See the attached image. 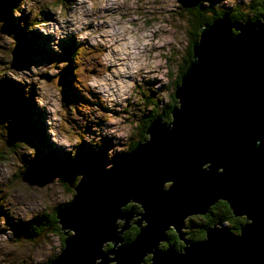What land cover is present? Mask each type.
Returning a JSON list of instances; mask_svg holds the SVG:
<instances>
[{
  "label": "water",
  "instance_id": "obj_1",
  "mask_svg": "<svg viewBox=\"0 0 264 264\" xmlns=\"http://www.w3.org/2000/svg\"><path fill=\"white\" fill-rule=\"evenodd\" d=\"M261 20L264 16L235 21L223 13L201 27L192 44V60L174 87L177 103L170 109V120L162 121V115L152 118L145 130L148 139L112 162L111 169L98 164L82 167L77 181L74 173L69 174L66 183L74 190V199L58 208L55 217L60 229L73 233L63 231L65 249L50 264H93L97 255L105 256L107 264L100 244L111 239L105 245L112 247L104 249L110 252L113 241L120 239L114 224L117 216L125 219L121 234L129 227L133 206L120 211L128 202L145 212L137 213L136 239L113 250L117 264H140L148 254L149 264H264ZM257 138L259 146L254 145ZM206 161L211 165L202 170ZM218 166H223L222 172H217ZM43 174L50 181V173ZM219 199L227 202L233 215L246 218L241 234H233L217 220L218 226L206 228L205 240H185L186 217L205 214ZM169 229L183 240L184 254L174 245L156 247L166 241Z\"/></svg>",
  "mask_w": 264,
  "mask_h": 264
},
{
  "label": "rangeland",
  "instance_id": "obj_2",
  "mask_svg": "<svg viewBox=\"0 0 264 264\" xmlns=\"http://www.w3.org/2000/svg\"><path fill=\"white\" fill-rule=\"evenodd\" d=\"M12 1L14 4L15 0ZM75 2L76 0H71V4H75ZM250 2H254V0H229V2L207 0V4L202 0H91L93 5L101 3L108 5L106 7L94 6L86 10V15L93 17L95 21L89 20L85 26L93 35L78 43L74 35L69 33L60 41L61 53L59 54L52 52L48 46V41L52 39L50 35L44 36L38 31L27 32L18 26L20 20H25L27 25L26 15L13 19L10 14L6 13L8 10L1 7L0 19L5 22L3 30L6 32H0V40L10 42L11 37L7 33L9 32L14 34L17 43L13 52V67L6 62L12 56V52L8 49H0V60L5 61L0 64V71L11 77H16L20 74L16 68L27 67L30 63L65 60V58L59 57L73 44L74 52L76 51L75 47L77 49L84 48L80 53L76 51L80 59L77 68L84 78L102 79L103 84H98L97 87L101 88L103 85L109 87L111 84L113 89L117 86L120 92L114 93V96L119 99L111 101V106H109L107 102L101 101L100 93L91 87L86 89L91 97L86 102L95 105V111L91 115L95 116L98 112L99 118L107 124L111 132L108 137H103V144L100 148L97 149L82 142L77 147L76 156L71 157L62 146L50 142L49 136L45 134L44 113L36 108L33 102L35 86L32 85L29 94L25 96L24 85L15 82L10 77L0 78V122L8 121L7 143H0V200L3 201L5 207L14 210L13 217H11L0 206V215H3L0 217V264H50L51 257L48 253L50 251L55 253L56 248L63 249L64 247L63 241L66 236L63 231L68 234L73 233L65 228L60 229V223H57L56 230L42 231L43 228H41L34 231L30 237L23 236L18 231L24 223H28L36 215L50 214L57 205L67 203L74 193L72 187L67 186L66 181V187H63L59 182L61 179L60 167L37 171L36 163L39 162V158L48 161L49 165L53 161L67 162L68 160L70 166L75 169L73 177L77 181V177L80 178V175H76L79 173L77 168L85 167L86 162L93 163L90 161L93 157H96L98 166L104 168V164L109 162L106 158V150L112 146V141L116 142L117 147L128 151L129 146L140 137V128L151 115L153 118L162 115V121L168 122L169 120L163 119L162 109L171 104L172 81L182 66L191 40L189 28L186 25V14L188 13L186 8L201 3L202 7L211 8L207 12L204 11L205 15L212 12L213 9L220 13L230 8L232 9L229 11L233 13L232 10H234L233 14H235L238 10L234 8L247 12ZM69 11L70 0H46V5L41 8L42 19L40 22L44 25L56 23L60 17L67 16ZM207 16L212 18L211 15ZM18 28L19 31L24 30L28 36L36 40V43L31 45L36 51H31V55L29 54L31 50L29 43L21 44L22 49L27 50L28 54L20 49V39L16 35ZM92 40H95V43H92ZM41 49L42 51H40ZM73 66H75L74 63H70L69 68L72 71ZM121 69L123 71H120ZM42 75L45 76L47 83V74ZM35 78L33 77V79ZM75 91L76 89L73 87V93ZM76 92L77 99L71 100L63 88L65 104L76 103L84 99L78 91ZM69 110L79 111L72 105L70 109H65L66 117ZM21 122H24L23 125L21 124L22 128ZM90 123L85 130L91 132ZM73 124H76V121L65 119L61 136L71 140L74 133ZM146 139H148L147 134ZM17 140H26L36 146L35 157L29 158L27 155L21 157L22 162L27 165L25 172L18 166L16 152L20 147L28 152L32 149L27 144L15 142ZM123 154H115L112 162ZM44 172L50 173V181L44 177ZM168 184L170 182L166 183V185ZM127 205H130L127 209L133 206L134 213L141 211L140 206L134 202L126 203L122 209H125ZM136 206H139V210L135 208ZM229 210L231 211L230 208ZM212 212H214L213 209ZM135 215L130 219L129 227L124 229L122 234L132 226H136L138 229L134 222L139 218V215ZM232 216L234 217L233 214ZM187 217L185 224H189L191 229L198 227L200 221L210 220V216H205V214H192ZM221 222L223 227L231 230L229 229L231 222L227 223L225 220ZM213 225L218 226L214 223L209 227ZM185 228H182V231L184 239L188 240ZM168 231L166 232L167 236ZM233 233H239V231ZM178 240L183 242L179 238ZM164 243L159 242V247H165ZM148 256L144 257L143 264H149V262H145Z\"/></svg>",
  "mask_w": 264,
  "mask_h": 264
},
{
  "label": "clouds",
  "instance_id": "obj_3",
  "mask_svg": "<svg viewBox=\"0 0 264 264\" xmlns=\"http://www.w3.org/2000/svg\"><path fill=\"white\" fill-rule=\"evenodd\" d=\"M202 2L207 4V0H202ZM225 2H229V0H225ZM45 5H46V0H15L14 5L10 9V15L13 19H18L21 16L26 15L28 20L27 25L25 26L24 21L20 20L18 26L20 28L25 29V31L27 32L38 31L40 34L44 36L50 35L52 39L48 41V46L52 50V52L57 54L61 53L60 41L63 38H65L69 33L74 35V38L78 43L84 40L86 37L91 38V36L93 35V33L87 30L85 26L89 23V20H93V22L95 21L93 17L86 15V10L91 9L94 6L95 7L108 6L103 3L99 5H93L91 3V0H76L75 4H71V0H70V11L68 12L67 16L60 17L58 19V22L56 23L44 25L40 21L42 19L41 8H43ZM260 22L264 23V20H261ZM4 23H5L4 20L0 19V32H6L3 30ZM108 31H111V29H108ZM7 33L11 37V40L10 42L7 40H0V49H8L12 52V56L8 58V60L6 61L12 66V62L14 59L13 52L17 42L14 34L9 32ZM91 42L95 43V40H92ZM72 61L75 65L73 68V74L75 79L72 81V86L84 98L83 100H79L76 103L65 104L63 98V85L59 82L60 72L62 69H64L67 66L69 62L68 60H52L47 63H30L28 64L27 67L16 68L20 73L18 76L11 77L7 75L5 72L0 71V78L10 77L15 82L24 85L25 96L29 94L31 90V86L32 85L35 86L33 102L35 104V107L40 109L44 113L43 125H44L45 134L49 136L50 142L55 143L57 146H62L65 152L69 154V156L75 157L77 147L82 142L84 143L86 142L98 149L103 144V137L105 136L108 137L109 133L111 132V130L108 129L107 124L102 119L99 118L98 112L96 113L95 116L91 115V113L95 111V105L88 104L86 102L89 99H91L90 94L86 89L91 87L96 92L100 93L101 101L107 102L109 106H111V101L117 100L119 99V97L111 95L105 88L97 87L98 84H103L102 79L98 80L96 77H91L88 79L84 78V76L77 68V65L80 64V59L76 51L72 55ZM2 63H5V61L0 60V64ZM121 71H123V69H121ZM42 74H47L48 77L47 83L45 82V76ZM33 77L36 78L33 79ZM72 105H74L75 108L78 109L79 111L77 112V111L69 110L68 116L66 117L65 109H70ZM65 119L76 121V124H73L74 133L71 140L61 136V131L64 127ZM89 122H91L90 123L91 132L85 130L86 126L89 125ZM77 124L79 125L78 128H77ZM168 126L172 127V123L168 124ZM7 140H8V121L4 120L0 122V143H7ZM15 142H19L21 144H27L32 149V151L28 152L25 151L23 147H20L17 149L16 152L18 166H20L25 172L27 169V165L24 162H22L21 157L23 155H27L29 158L35 157L36 146L28 143L26 140H17ZM260 144H261V139L257 138L254 141V145L259 146ZM125 152L127 153L125 149L117 147L116 142L112 141V146L107 148L106 150V158L108 159L109 162L104 164V169L108 170L113 167L112 158L114 157L115 154L125 153ZM210 165H211V161H206L201 165V168L202 170H207L210 167ZM222 171H223V166H218L217 172H222ZM76 175L83 176L82 173H77ZM54 177H58V176H54ZM76 192H77V187H76ZM73 199L74 198H70V200L67 203H62L60 206L72 202ZM122 205L120 206V211L124 212L122 210ZM0 206H2L11 217H13L14 210L12 208L5 207L2 200H0ZM144 212L145 209L143 208L140 212V216H142ZM2 216L3 215H0V217ZM247 218H248L247 223L251 224L252 220L248 216ZM124 221L125 219L122 218L121 216H117L114 220L115 230L117 233H119L120 239L117 241L112 240L115 246L112 248L110 252H106L104 249H105V242L111 239L103 240L100 244L99 251L101 253L107 254V264H117L116 259L113 258L115 256V252L113 251L114 249L120 248L122 245L129 244L136 239L134 238L133 240H127V241L122 239L121 226L125 224ZM233 234L239 236L241 233H233ZM156 247L159 249L158 243ZM185 247L180 249L174 247V250L179 254H184ZM64 249L65 248L63 249L56 248L55 253H52L50 251L48 255L51 257V260L53 261L62 253ZM144 256L140 261V264H143ZM93 264H105V256L97 255L93 261Z\"/></svg>",
  "mask_w": 264,
  "mask_h": 264
},
{
  "label": "trees",
  "instance_id": "obj_4",
  "mask_svg": "<svg viewBox=\"0 0 264 264\" xmlns=\"http://www.w3.org/2000/svg\"><path fill=\"white\" fill-rule=\"evenodd\" d=\"M12 0H0V8L3 7L5 10H8L6 13L10 14V9L11 7L14 5L12 3ZM211 8H204L202 7L201 3H197V5H191L190 7L188 6V8H186V11L188 12L187 15V27L189 28V36L191 37V40L188 44V49H187V53H186V57L183 59L182 61V66L179 70V72L176 74V76H174L173 81H172V85H173V90L174 87L180 82V78L181 76L184 74V71L187 67V65L190 63V61L192 60V44L194 41H196L199 37V29L201 27H203L205 24L210 23L213 19L219 17L222 13L227 12L229 17L232 20H241L242 22H246V21H254L256 19H260L262 16H264V0H254V2H250L247 8V12H243L242 10L238 9V8H234L237 9L236 13L233 14L235 11L230 12V9H225L222 12H218V10L213 9L212 12L208 13V14H204V11H208ZM207 15H211L212 18H210ZM11 16V15H10ZM24 23L26 25V21L24 20ZM17 38H19V43L20 45L22 43H29L28 45L30 46L31 50L30 53L24 49H22V45L20 46V49L22 51H24L25 53H29L31 55V51H36V49H33V47L31 46L32 43H36V40L33 39L31 36H28L26 34V32L23 30L22 32L19 31V28L17 29ZM74 45H70L66 51L61 54V56L59 58L68 60V67L66 66L64 69L61 70L60 72V83L63 85V88L65 89V93L69 94V97L71 98V100L73 99H77V90L75 91V93H73V86H72V81L74 80V75H73V71L69 68L70 67V63L73 64L72 62V53L74 52ZM75 50L80 53V51L84 50L83 47H79L78 49L75 47ZM74 67V66H73ZM172 96V101L170 105H167L166 107H164L162 109V112L164 114V120H170V109L172 108L173 105H175L177 103V100L174 98L173 93H171ZM152 116V115H151ZM148 117L147 121L144 122V124L142 125V127L140 128V137L134 141L129 148L127 149L128 151L132 150L135 145L143 140H145L146 138V133L145 130L148 126V124L150 123V121L152 120V117ZM24 124V122L20 123V126L22 128V125ZM27 124V123H26ZM28 126V125H27ZM96 157H93L92 159H90L91 162H86L84 164V166L86 167H92L95 166L97 160H95ZM70 161V160H69ZM48 161L46 160H42L41 158H39V162L36 163V168L37 171H41L43 169H56L58 167H60V172H61V179H59L60 183L63 185V187H66V178L69 174H72L73 172L75 173V169L73 167L70 166V163L65 161H53L51 162V164H47ZM83 167V166H82ZM82 167L77 168L78 170H80ZM79 172V171H78ZM78 179V177H77ZM60 205H57L53 211L50 214H45V213H41L39 215H36L35 217H33L30 221H28V223H24L20 228H19V233L22 234L23 236H32L31 234H33L34 231H38L41 229L42 231L44 230H49V229H53L56 230V228H58V220L55 217V212ZM130 205H127L125 209H127ZM137 210H139V206L135 207ZM219 212H213L210 216V220H206V221H200V224L198 227H195L193 229H191L189 227V224H185L186 226V230H187V235H188V240L193 242V241H197V240H201L205 237V228L209 227L210 225L216 223L217 220H225L227 223L231 222V227H229L231 229L232 232H238L240 230V227L244 224V220L242 221L241 219H239L238 217H233L231 214V211L229 210L228 206H222V207H218ZM245 218V217H244ZM192 219V218H191ZM138 231V229L135 226L130 227L125 233L122 234L123 239L124 240H132L133 237L135 236L136 232ZM23 232V233H22ZM168 237H169V243H167L166 245L169 244H175L176 247L181 248L183 243H181L178 240V237L176 235V232L172 229L168 231ZM109 248V245L105 246V249ZM145 262L148 263L149 262V256L145 259Z\"/></svg>",
  "mask_w": 264,
  "mask_h": 264
},
{
  "label": "flooded vegetation",
  "instance_id": "obj_5",
  "mask_svg": "<svg viewBox=\"0 0 264 264\" xmlns=\"http://www.w3.org/2000/svg\"><path fill=\"white\" fill-rule=\"evenodd\" d=\"M222 206H228V205H227V203H226L224 200H218V201H216V202L214 203V205L211 206V207H214V208L209 207L208 211L205 213V216H211V214L213 213V212H212V209H213L214 212H216L215 210H217V211L219 212L218 207L220 208V207H222ZM216 213H217V212H216ZM234 217H238V218L241 219L242 221L245 220L244 216H235V215H234ZM218 221H220V220H218ZM221 223H222V222H221ZM135 227H136V226H135ZM229 229H230V228H229ZM169 230H172V229H169ZM168 241H169V237L167 236V239H166V241H165L164 244L169 243ZM179 241H180V240H179ZM180 242L182 243V241H180ZM106 245H109V244H106ZM106 245H105V246H106ZM172 245H174V246L176 247L175 244H172ZM109 246H110V245H109ZM176 248H177V249H180L179 247H176Z\"/></svg>",
  "mask_w": 264,
  "mask_h": 264
},
{
  "label": "bare ground",
  "instance_id": "obj_6",
  "mask_svg": "<svg viewBox=\"0 0 264 264\" xmlns=\"http://www.w3.org/2000/svg\"><path fill=\"white\" fill-rule=\"evenodd\" d=\"M235 21H238V20H235ZM32 45H34V43H32ZM36 46V45H35ZM36 47H38V46H36ZM129 48V47H128ZM35 49V48H34ZM120 49V48H119ZM40 51H42V49L40 50ZM121 53V52H120ZM126 57H127V55H126ZM123 59V58H122ZM125 60V59H124ZM118 66V65H117ZM117 68V67H116ZM121 71V70H120ZM124 73V72H123ZM123 75V74H122ZM104 83H106V82H104ZM111 83V82H110ZM109 84V83H108ZM116 85H119V84H116ZM114 86H115V84H114ZM101 88H105L107 91H109V92H111L110 94L111 95H114V93H116V94H118L119 92H120V89L116 86L114 89H113V87H112V85L110 84L109 85V87H106L105 85H103V86H101ZM141 212V211H140ZM139 214V211L138 212H135L134 213V215L135 214ZM188 218V217H187ZM219 222V221H218ZM245 222H246V218H245ZM216 223H217V221H216ZM220 223H221V221H220ZM183 227H185V224L183 225ZM66 229V228H65ZM174 230V229H173ZM175 231V230H174ZM198 241V240H197Z\"/></svg>",
  "mask_w": 264,
  "mask_h": 264
}]
</instances>
